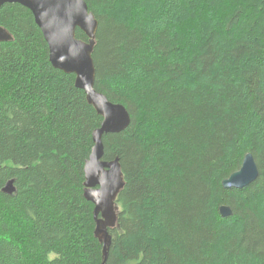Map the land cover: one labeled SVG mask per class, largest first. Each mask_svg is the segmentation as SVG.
<instances>
[{
  "label": "trees",
  "instance_id": "obj_1",
  "mask_svg": "<svg viewBox=\"0 0 264 264\" xmlns=\"http://www.w3.org/2000/svg\"><path fill=\"white\" fill-rule=\"evenodd\" d=\"M85 1L95 88L131 114L102 138L125 180L105 264H264V0ZM0 25V264H102L84 168L103 117L27 7ZM249 152L259 177L226 189Z\"/></svg>",
  "mask_w": 264,
  "mask_h": 264
},
{
  "label": "water",
  "instance_id": "obj_2",
  "mask_svg": "<svg viewBox=\"0 0 264 264\" xmlns=\"http://www.w3.org/2000/svg\"><path fill=\"white\" fill-rule=\"evenodd\" d=\"M5 3H19L33 14L49 47V57L53 66L67 74L75 75L76 86L86 93L88 102L103 117L99 128L93 132L94 146L85 163V198L94 204L96 222L95 237L103 244L105 264L112 243L110 230L117 226V197L125 185L120 159L103 160V135L118 133L127 129L131 114L124 104L113 103L96 90V66L93 53L96 46L98 20L90 11L85 0H0ZM83 31L88 40L77 37V30ZM13 35L0 25V42L12 41ZM259 177V168L253 153L245 155L242 166L223 180L226 189H242ZM4 192H15L14 181L10 180ZM223 217L233 214L228 205L220 207Z\"/></svg>",
  "mask_w": 264,
  "mask_h": 264
}]
</instances>
